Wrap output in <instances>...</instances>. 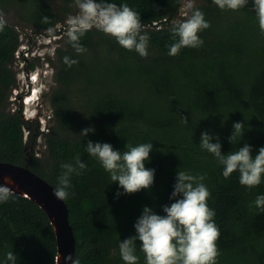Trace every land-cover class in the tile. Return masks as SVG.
Masks as SVG:
<instances>
[{"label": "trees", "instance_id": "obj_1", "mask_svg": "<svg viewBox=\"0 0 264 264\" xmlns=\"http://www.w3.org/2000/svg\"><path fill=\"white\" fill-rule=\"evenodd\" d=\"M60 1L61 11L51 0H0V11L18 8L20 20L40 32L64 22L61 15L74 0ZM203 1L196 8L211 24L198 34L204 44L184 48L175 57L168 55L167 46L180 0H109L126 3L140 14L143 33L150 37L147 58L95 28L81 38L87 52L78 55L65 35L54 55L58 86L51 95L52 127L44 135L46 162L33 150L39 137L35 121L5 109L16 82L9 65L21 42L13 26L5 24L0 31V161L28 166L54 187L63 163H74L79 154L87 164L81 175L71 176L65 200L79 264H125L120 241L136 235L134 225L145 206L165 215L163 207L174 202L170 197L179 169L206 174L204 183L211 193L207 204L220 231L216 264H264V212L249 207L264 195V177L249 191L239 183L238 172L225 179L214 156L199 147L208 132L225 155L245 143L252 146L253 158L264 148V36L252 0L235 12L221 11L213 0ZM45 16L50 23H42ZM66 56L79 63L68 68ZM235 122H242L245 132L233 145L229 137ZM86 128L94 132L83 137ZM89 141L110 144L121 153L127 143H152L145 167L155 170L153 186L123 194L88 155ZM136 243L139 264H146L139 250L142 242ZM9 251L17 256L16 264H56V236L48 217L15 194L0 204V264H11Z\"/></svg>", "mask_w": 264, "mask_h": 264}, {"label": "clouds", "instance_id": "obj_2", "mask_svg": "<svg viewBox=\"0 0 264 264\" xmlns=\"http://www.w3.org/2000/svg\"><path fill=\"white\" fill-rule=\"evenodd\" d=\"M248 2L249 0H213L221 11L233 12L244 8ZM252 4L260 34L264 36V0H252ZM180 5V15L185 18L173 21L172 43L167 46L168 55L171 57L177 56L184 48H201L204 41L198 34L211 27L204 13L196 8L195 0H180ZM74 6L78 9L77 14L69 15L64 23L67 42L78 55L87 52L80 42L81 38L95 28L114 38L122 48L130 52L135 51L141 58L148 57L150 37L143 33L144 26L140 14L128 4L117 5L109 0H74ZM42 23H50V19L45 16ZM5 24L4 14L0 11V31L4 29ZM56 27L60 25L57 24ZM47 32L52 34L54 29L49 28ZM64 63L71 68L79 61L66 56ZM30 77L34 79L33 74ZM183 120L187 123L186 118ZM233 129L229 140L234 145L243 137L245 125L235 122ZM89 132H94V128L84 129L81 135L86 137ZM219 139L217 136L216 140ZM212 141L213 136L204 132L199 147L214 156L222 166L225 179L238 172L239 183L249 191L261 184L264 177V148H260L253 158L252 146L245 143L243 147L225 155L222 153L221 144ZM152 150V143L136 146L127 143L123 153L114 150L113 146L107 143L89 141L86 147L88 155L96 159L109 174L112 183L119 184L124 190L123 194H135L153 186L155 170L145 167ZM61 168L63 172L58 178L53 194L60 201H65L70 195L68 189L71 187V176L81 175L87 164L82 162L77 154L74 163H63ZM205 179L206 174L178 170L174 191L170 197L174 202L163 207L165 215H158L152 208L145 206L134 225L136 235L120 241L119 253L125 264H139L136 254L137 240L142 242L139 250L144 254L146 264H216L220 231L214 222L215 211L207 204L211 193L204 183ZM12 183L11 177H6L5 185H0V204L7 203L13 195V191L6 186ZM119 195L121 193L118 192L117 196ZM249 207L264 212V195H258ZM6 259L11 264H16L17 256L9 251ZM71 259L69 257V260ZM72 264H79V260L72 261Z\"/></svg>", "mask_w": 264, "mask_h": 264}, {"label": "rangeland", "instance_id": "obj_3", "mask_svg": "<svg viewBox=\"0 0 264 264\" xmlns=\"http://www.w3.org/2000/svg\"><path fill=\"white\" fill-rule=\"evenodd\" d=\"M51 2L57 10H62V1L51 0ZM203 2V0H195V6L198 7ZM212 4L215 6L214 3ZM68 9L69 11L67 13L61 15L64 22L69 15H75L78 12L74 4L68 6ZM16 11H18V8L16 9L14 6H11L6 12H3L6 24L13 26L17 30L21 42L19 51L15 55V60L9 65L17 77V83L15 82L8 92L5 109L11 114L21 111V115L25 121L27 119H30L32 122L35 121L36 131L39 133V137L36 140L33 150L39 159L46 162L47 146L44 135L52 127L50 125L53 120L51 95L54 88L58 86L55 79L56 58L54 55L56 47L60 43L63 44L65 42L66 25L64 22L59 23L60 27L53 28L54 32L52 34H49L47 30L36 32L32 25L25 24L20 20ZM184 18L180 15L179 7L178 14L170 23L173 24V21ZM27 73L34 75L32 86L35 90L32 89L31 93L33 92L32 97L38 98V101L30 105H24L20 99L21 94H19L21 89H23V92L29 89ZM26 94H22L21 97ZM27 131L29 130H26V134Z\"/></svg>", "mask_w": 264, "mask_h": 264}, {"label": "water", "instance_id": "obj_4", "mask_svg": "<svg viewBox=\"0 0 264 264\" xmlns=\"http://www.w3.org/2000/svg\"><path fill=\"white\" fill-rule=\"evenodd\" d=\"M6 177L13 181L6 185L13 194L30 200L48 217L56 236V264H72L76 256V237L70 224L69 208L65 201L54 196L55 187L28 166L0 161V185H5Z\"/></svg>", "mask_w": 264, "mask_h": 264}, {"label": "flooded vegetation", "instance_id": "obj_5", "mask_svg": "<svg viewBox=\"0 0 264 264\" xmlns=\"http://www.w3.org/2000/svg\"><path fill=\"white\" fill-rule=\"evenodd\" d=\"M28 75V90L26 92H23V89H21L20 93L19 94H24V93H27L25 96L21 97L20 95V99L22 101V103L24 105H30L31 103L33 102H36L38 101V98L37 97H32L33 96V92L31 93V90L33 89V86H32V79H31V74L27 73ZM15 79H16V83H17V77L15 76ZM21 103V105H22ZM27 120H30V119H27Z\"/></svg>", "mask_w": 264, "mask_h": 264}]
</instances>
